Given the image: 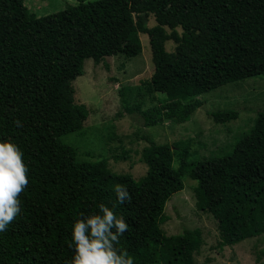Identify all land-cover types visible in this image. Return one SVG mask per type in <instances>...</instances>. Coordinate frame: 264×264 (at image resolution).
Returning a JSON list of instances; mask_svg holds the SVG:
<instances>
[{"label": "trees", "instance_id": "trees-1", "mask_svg": "<svg viewBox=\"0 0 264 264\" xmlns=\"http://www.w3.org/2000/svg\"><path fill=\"white\" fill-rule=\"evenodd\" d=\"M76 1L37 16L26 0H0V140L19 147L29 180L20 196V214L0 232V264L70 261L74 220L81 214H100L101 203L129 225L117 247L134 264H197L202 230L185 228L169 236L161 227L168 218L165 206L184 189L185 176L197 182V209L217 223L219 249L263 235L264 108L232 150L222 155L191 161L188 147L181 149L183 142L149 140L141 152L147 172L139 179L113 171L105 157L79 159L77 149L63 140L81 131L89 117L88 106L76 100L74 86L84 73L85 60L100 64L115 55H138L142 30L155 33L156 57L163 62L164 29H150L145 18L139 26L135 12L153 11L165 22L170 14L187 15L196 5V0ZM207 90L202 79H188L158 95L153 84L143 81L131 91V99L137 98L133 104L123 88L120 93L124 107L138 111L150 127L188 121L204 104L201 96ZM211 115L227 123L239 112L218 109ZM128 157V151L115 155L116 160ZM116 184L128 189L131 203L119 202ZM256 264H264L260 256Z\"/></svg>", "mask_w": 264, "mask_h": 264}, {"label": "rangeland", "instance_id": "rangeland-1", "mask_svg": "<svg viewBox=\"0 0 264 264\" xmlns=\"http://www.w3.org/2000/svg\"><path fill=\"white\" fill-rule=\"evenodd\" d=\"M76 0H26L37 16L64 9ZM137 24L164 29L166 57L159 62L152 35L141 30L142 51L131 58L107 57L100 64L86 59L84 73L74 81L75 97L89 108L81 131L63 140L78 151L79 159L107 158L118 173L144 176L147 165L141 152L149 140L181 143L188 147L191 161L230 152L236 141L253 125L257 112L264 108V0H196L191 13L170 14L165 22L155 12L134 14ZM202 79L208 90L201 96L204 104L184 123L165 121L146 126L138 111L129 112L122 102L120 88L131 104L137 101L131 91L142 82L153 84L155 94L170 92L181 80ZM131 99V100H130ZM232 108L236 119L218 123L211 111ZM189 142V143H188ZM128 151V158L115 155ZM178 163H176L177 166ZM185 187L173 194L165 206L168 218L161 224L167 235L199 227L203 242L197 264H256L264 262V234L237 244L217 247L216 221L197 209V182L183 177Z\"/></svg>", "mask_w": 264, "mask_h": 264}, {"label": "clouds", "instance_id": "clouds-1", "mask_svg": "<svg viewBox=\"0 0 264 264\" xmlns=\"http://www.w3.org/2000/svg\"><path fill=\"white\" fill-rule=\"evenodd\" d=\"M16 123L22 127L20 121ZM27 173L19 147L10 140H0V232L6 231L21 212L20 196L29 183ZM114 191L121 204L131 203L133 198L126 187L116 184ZM99 213L81 214L74 220L70 244L74 256L65 264H134V259L117 247L129 228L124 217H117L103 203Z\"/></svg>", "mask_w": 264, "mask_h": 264}]
</instances>
